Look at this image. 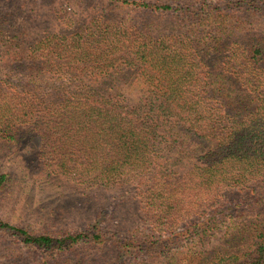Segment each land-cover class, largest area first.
Here are the masks:
<instances>
[{
  "label": "trees",
  "instance_id": "trees-1",
  "mask_svg": "<svg viewBox=\"0 0 264 264\" xmlns=\"http://www.w3.org/2000/svg\"><path fill=\"white\" fill-rule=\"evenodd\" d=\"M108 2L29 44L0 26V143L28 127L55 174L135 186L148 227L0 231L40 264H264V0Z\"/></svg>",
  "mask_w": 264,
  "mask_h": 264
},
{
  "label": "rangeland",
  "instance_id": "rangeland-1",
  "mask_svg": "<svg viewBox=\"0 0 264 264\" xmlns=\"http://www.w3.org/2000/svg\"><path fill=\"white\" fill-rule=\"evenodd\" d=\"M169 1L176 4L174 0ZM104 8H110L108 0H0V26L10 35L22 32L25 44H29L51 31L71 29L70 22L76 20L79 25ZM108 11L118 13L115 9ZM132 16L137 21H152L166 32L178 24V18L173 15L132 12ZM5 44L0 38L1 62L9 56ZM41 148L40 136L28 127L21 130L18 141L0 143V172L10 173L7 184L0 190L1 218L38 232L77 231L96 220L122 232L136 226L148 227L144 204L135 186H79L55 174L44 161ZM11 247L17 248L13 259L6 257ZM109 251L112 256L108 262L112 263L116 251ZM43 253L0 231V264H8L11 259L12 264H40Z\"/></svg>",
  "mask_w": 264,
  "mask_h": 264
}]
</instances>
